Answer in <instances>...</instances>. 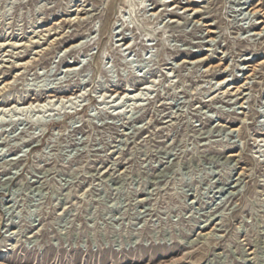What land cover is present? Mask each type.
<instances>
[{"label": "rangeland", "instance_id": "1", "mask_svg": "<svg viewBox=\"0 0 264 264\" xmlns=\"http://www.w3.org/2000/svg\"><path fill=\"white\" fill-rule=\"evenodd\" d=\"M79 90L0 114V264H264V0H0V104Z\"/></svg>", "mask_w": 264, "mask_h": 264}, {"label": "bare ground", "instance_id": "2", "mask_svg": "<svg viewBox=\"0 0 264 264\" xmlns=\"http://www.w3.org/2000/svg\"><path fill=\"white\" fill-rule=\"evenodd\" d=\"M186 10H188V8ZM23 64H25V63L24 62H20L18 65H23ZM77 66L78 65H75V66H72V67H67L65 70H66V72H69V71L71 72V71L77 69ZM47 72H48V70H47ZM224 82H226V81L225 80H221L220 81V84L222 85ZM148 85H149L148 83L143 84V87H142L141 90L140 89H137L134 92H131V91L129 92V89L130 88H128V92L126 90H124V92H122L120 94H118L117 92H114V93L110 94L108 97H111L112 96L117 101L118 99L125 98L127 96V94L129 95L131 93L130 94L131 97H133L135 99L136 98L140 99V96H142L144 94L143 91H147V90L150 89V88H148ZM53 88H54L53 86L51 88L50 87L49 88H46L45 87L44 90L50 91ZM82 90L84 91V89H82ZM83 91H80L79 90L78 93L70 94V95H67V96H60V97L48 96L46 99H44L42 101H31V102H27V103H18L17 102V103H14V104H7V105H4V104L1 105L0 104V114L1 113H4V111H12L13 109H21L22 111L24 109L25 110H28V109H32V110L33 109H37V110L44 109L47 104H49L51 101H55V100H56V102L58 100H61V101H64V103L70 102L72 105L79 106V105L82 104V101H84V99L80 100L85 95L83 93ZM106 98H107V95H106Z\"/></svg>", "mask_w": 264, "mask_h": 264}]
</instances>
